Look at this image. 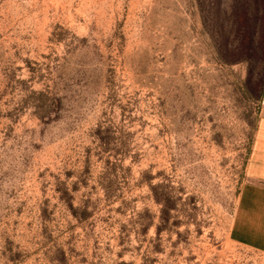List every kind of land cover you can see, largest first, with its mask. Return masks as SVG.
<instances>
[{
    "label": "rangeland",
    "instance_id": "374dc122",
    "mask_svg": "<svg viewBox=\"0 0 264 264\" xmlns=\"http://www.w3.org/2000/svg\"><path fill=\"white\" fill-rule=\"evenodd\" d=\"M263 93L264 0H0V264H264Z\"/></svg>",
    "mask_w": 264,
    "mask_h": 264
},
{
    "label": "crops",
    "instance_id": "0c3cea01",
    "mask_svg": "<svg viewBox=\"0 0 264 264\" xmlns=\"http://www.w3.org/2000/svg\"><path fill=\"white\" fill-rule=\"evenodd\" d=\"M234 232L264 246V106L256 118L234 209Z\"/></svg>",
    "mask_w": 264,
    "mask_h": 264
},
{
    "label": "built area",
    "instance_id": "2783aa9c",
    "mask_svg": "<svg viewBox=\"0 0 264 264\" xmlns=\"http://www.w3.org/2000/svg\"><path fill=\"white\" fill-rule=\"evenodd\" d=\"M258 107L259 109L264 106V93L260 96V98L258 99Z\"/></svg>",
    "mask_w": 264,
    "mask_h": 264
}]
</instances>
